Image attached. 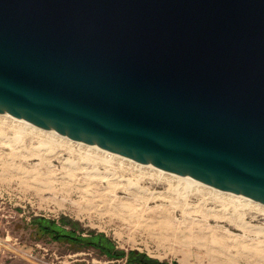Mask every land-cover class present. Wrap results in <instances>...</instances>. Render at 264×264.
<instances>
[{"label":"water","instance_id":"obj_1","mask_svg":"<svg viewBox=\"0 0 264 264\" xmlns=\"http://www.w3.org/2000/svg\"><path fill=\"white\" fill-rule=\"evenodd\" d=\"M0 114L264 205V0H0Z\"/></svg>","mask_w":264,"mask_h":264},{"label":"rangeland","instance_id":"obj_2","mask_svg":"<svg viewBox=\"0 0 264 264\" xmlns=\"http://www.w3.org/2000/svg\"><path fill=\"white\" fill-rule=\"evenodd\" d=\"M186 180L0 114V264H127L37 217L169 264H264V205Z\"/></svg>","mask_w":264,"mask_h":264},{"label":"trees","instance_id":"obj_3","mask_svg":"<svg viewBox=\"0 0 264 264\" xmlns=\"http://www.w3.org/2000/svg\"><path fill=\"white\" fill-rule=\"evenodd\" d=\"M36 227V234L50 236L58 242H67L74 246L78 251L84 249H95L107 256L110 260L126 259L127 264H169L157 259H153L144 253L138 251L126 252L119 250L114 242L105 234L90 233L88 237L79 234V223L62 217L57 223L44 217L34 218L32 221ZM71 226L73 230L66 229ZM177 264V263H175Z\"/></svg>","mask_w":264,"mask_h":264},{"label":"bare ground","instance_id":"obj_4","mask_svg":"<svg viewBox=\"0 0 264 264\" xmlns=\"http://www.w3.org/2000/svg\"><path fill=\"white\" fill-rule=\"evenodd\" d=\"M49 142H50V141H49ZM185 179H187V178H185ZM186 181H187V183H189V182L191 183V182H192V180H190V179H187ZM188 181H189V182H188ZM192 183H193V182H192ZM216 192H217V191H216Z\"/></svg>","mask_w":264,"mask_h":264}]
</instances>
